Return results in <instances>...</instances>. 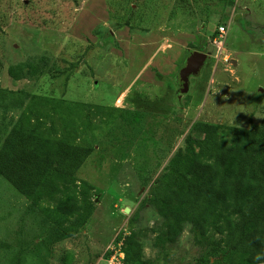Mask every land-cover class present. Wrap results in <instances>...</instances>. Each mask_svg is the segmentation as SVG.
I'll use <instances>...</instances> for the list:
<instances>
[{
	"label": "rangeland",
	"instance_id": "374dc122",
	"mask_svg": "<svg viewBox=\"0 0 264 264\" xmlns=\"http://www.w3.org/2000/svg\"><path fill=\"white\" fill-rule=\"evenodd\" d=\"M229 1L0 0V88L79 103L73 142L94 151L72 187L79 195L83 182L91 185L95 207L85 228L66 236L0 177V264H108L106 253L133 228L152 264H208L210 248L196 243L190 225L175 245L157 241L163 219L143 206L149 186L137 168L161 173L186 136L203 137L207 124L251 128L263 121L264 0ZM218 24L227 27L224 37L213 34ZM197 52L209 58L184 92L180 72ZM39 57L48 61L40 76L9 75L10 66ZM22 111L0 108V131ZM175 125L184 134L168 141ZM45 128L64 132L58 118ZM149 129L165 137L159 167L155 149L142 155L138 147Z\"/></svg>",
	"mask_w": 264,
	"mask_h": 264
},
{
	"label": "trees",
	"instance_id": "16d2710c",
	"mask_svg": "<svg viewBox=\"0 0 264 264\" xmlns=\"http://www.w3.org/2000/svg\"><path fill=\"white\" fill-rule=\"evenodd\" d=\"M229 2L234 4V0ZM46 65L44 57H39L10 66L8 73L16 80L38 77ZM71 66L75 68L74 63ZM48 102L51 110L45 106ZM79 106L65 100L48 101L26 90L0 88L1 109L23 110L0 131V177L66 236L84 229L95 211L90 196L93 187L83 182L79 195L72 187L76 173L94 151L93 146L73 142ZM54 115L62 123L61 135L45 128L49 119L55 120ZM206 126L203 137L192 132L186 136L185 147L169 158L161 173L153 175L147 164L137 168L140 180L149 186L143 206L150 205L163 219L157 241L163 246L175 245L190 225L196 243L210 248L204 263L264 264V119L251 128ZM182 134L184 130L175 125L167 140ZM155 136V130L149 129L138 147L142 155L155 149L159 167L163 159L157 152L165 137ZM44 200L56 202V206L43 207ZM131 219L135 224L138 212ZM42 221L35 220L42 223L40 230L45 228ZM214 234L223 236L216 240ZM119 243L126 264H152L145 257L136 228L117 240L116 246ZM106 255L109 258L112 252Z\"/></svg>",
	"mask_w": 264,
	"mask_h": 264
},
{
	"label": "water",
	"instance_id": "95a60500",
	"mask_svg": "<svg viewBox=\"0 0 264 264\" xmlns=\"http://www.w3.org/2000/svg\"><path fill=\"white\" fill-rule=\"evenodd\" d=\"M209 55L202 52L192 54L186 66L180 72V79L182 82V89L184 92H188L190 89V78L192 75H197L203 69ZM126 212L130 213L131 208H126Z\"/></svg>",
	"mask_w": 264,
	"mask_h": 264
},
{
	"label": "built area",
	"instance_id": "2783aa9c",
	"mask_svg": "<svg viewBox=\"0 0 264 264\" xmlns=\"http://www.w3.org/2000/svg\"><path fill=\"white\" fill-rule=\"evenodd\" d=\"M227 32L228 30L225 25L218 24L213 34L217 33L218 37L220 38V37H224L227 34ZM121 247H122V243H119L118 246L115 245V247L111 249L112 255L109 258L105 257V259L108 261V264H126L124 261L125 253L123 252Z\"/></svg>",
	"mask_w": 264,
	"mask_h": 264
}]
</instances>
